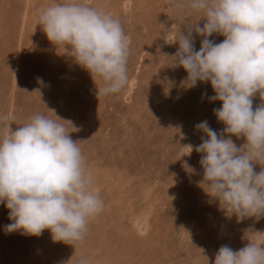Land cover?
<instances>
[{
  "label": "rangeland",
  "instance_id": "rangeland-1",
  "mask_svg": "<svg viewBox=\"0 0 264 264\" xmlns=\"http://www.w3.org/2000/svg\"><path fill=\"white\" fill-rule=\"evenodd\" d=\"M54 2L60 0H0V115L12 119L13 130L36 113L71 121L76 131L62 123L78 141L103 206L83 242L71 245L47 229L40 236L6 232L9 210L0 204V264H212L223 245L239 250L264 240L252 233L264 232V216L238 221L199 186L202 154L195 148L207 137L196 125L206 120L221 132L213 110L222 102L209 101L210 82L188 87L172 56L180 31L206 22L203 12L175 9L174 0H81L120 20L130 50L127 85L97 97L102 82L96 87L37 25L39 11ZM192 36L198 51L203 37ZM261 103L257 93L253 107ZM231 138L238 147L246 142Z\"/></svg>",
  "mask_w": 264,
  "mask_h": 264
},
{
  "label": "clouds",
  "instance_id": "clouds-1",
  "mask_svg": "<svg viewBox=\"0 0 264 264\" xmlns=\"http://www.w3.org/2000/svg\"><path fill=\"white\" fill-rule=\"evenodd\" d=\"M172 7L203 12L202 27L190 23L187 35L180 31L172 57L186 71L188 87L210 82L215 94L209 101L222 102L213 110L225 126L221 132L206 120L196 125L207 137L195 148L202 154L199 186L229 216L258 220L264 216V0H174ZM37 25L89 72L95 85L102 82L104 86L96 85L97 97L119 93L127 85L130 50L118 18L81 0H60L39 11ZM193 32L203 37L198 51ZM214 34L223 41L209 39ZM37 82L44 86L42 78ZM257 93L262 103L254 108ZM55 117L36 113L13 130L12 119L0 115V204L9 210L6 232L40 236L47 229L54 241L73 245L83 242L89 219L103 202L92 189L93 176L85 169L78 141L62 122L77 129ZM232 136L246 142L238 147ZM212 264H264V240L257 237L239 250L223 245Z\"/></svg>",
  "mask_w": 264,
  "mask_h": 264
},
{
  "label": "bare ground",
  "instance_id": "bare-ground-1",
  "mask_svg": "<svg viewBox=\"0 0 264 264\" xmlns=\"http://www.w3.org/2000/svg\"><path fill=\"white\" fill-rule=\"evenodd\" d=\"M5 233V232H4ZM0 234H2V233H0ZM2 239V238H1ZM14 245V244H13ZM18 247V246H17ZM20 248V247H19ZM17 249V248H16ZM9 250V249H8ZM20 250V249H19ZM9 252V251H8ZM13 253H14V251H13ZM11 255V254H10ZM18 256V255H17ZM43 259V258H42ZM45 261V260H44Z\"/></svg>",
  "mask_w": 264,
  "mask_h": 264
}]
</instances>
